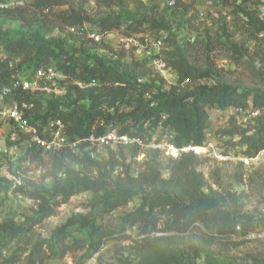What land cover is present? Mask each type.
<instances>
[{"label":"trees","instance_id":"trees-1","mask_svg":"<svg viewBox=\"0 0 264 264\" xmlns=\"http://www.w3.org/2000/svg\"><path fill=\"white\" fill-rule=\"evenodd\" d=\"M89 1L98 7L96 12L87 7ZM129 1L30 0L24 7L0 9V49L21 56L20 68L25 73L54 65L64 76L57 79L62 94L27 97L28 101L35 102L33 121L45 122L48 116L60 115L67 124V135L73 140L91 134L101 135L115 128L121 135L148 144L152 133L161 128L175 135V144L179 148L189 145L203 147L211 127V109L227 112L237 107H251L261 114L246 125L238 123L233 115L239 125L233 122L221 134L240 136L242 154L247 158H255L264 151V90L243 89L225 81L197 84L192 88L185 85L192 80H208L211 73L209 68L197 70L188 66L183 59V49L178 45L171 52L172 58L167 60L178 72L176 84L163 89L153 81L140 82L133 70L123 66L109 40L104 38L97 42L88 38L86 33L81 37L68 30L70 26L87 25L89 31L104 37L108 33L131 37L148 29L170 34L176 17L177 27L189 21L185 14L189 5L197 0L179 2L174 8L155 2L143 5L132 1L137 5L134 10L129 9ZM262 1L219 0L245 16L254 37L264 33V18L257 14ZM13 23L19 24L20 29L4 28ZM55 31L58 36H51ZM10 73L7 60L0 58V87ZM143 75L146 73L142 70L140 76ZM252 122L256 123L255 126L247 128ZM145 148L138 143L97 148L85 141L77 150L56 152L49 156L51 165L43 174L52 181L50 188L38 185L33 192L15 184V191L38 202L36 211L21 223L13 219L0 223V230L14 239L55 214L56 208L67 203L72 196L86 191L94 193L92 206L101 215L124 207L135 196H141L140 205L124 217L128 225L119 230L123 234L127 227L139 229V238L133 246L138 257H154L184 241L190 245L193 257L198 258L217 239L247 236L264 230V214L255 216L241 210H227L218 198L204 192L202 182L194 175L193 165L199 156L193 152L174 158L175 165L169 178H164L154 165L139 177L123 171L115 172L120 165L114 160L117 153L123 155L129 150L133 156H138ZM101 149L107 150V160L100 158ZM149 150L162 155L158 150ZM43 157L46 156L40 149L27 147L21 160L30 164ZM14 175L20 174L14 172ZM5 184L10 186L13 183L0 176V192ZM75 225L87 230L84 239H69L68 229ZM114 233L98 224L95 217L73 216L54 231L50 240L34 246L28 264L41 261V249L54 251L58 243L63 253L86 249L85 256H92L114 237ZM14 259L13 255L8 260ZM180 263L177 261L176 264ZM185 263L194 264L193 261Z\"/></svg>","mask_w":264,"mask_h":264},{"label":"rangeland","instance_id":"rangeland-1","mask_svg":"<svg viewBox=\"0 0 264 264\" xmlns=\"http://www.w3.org/2000/svg\"><path fill=\"white\" fill-rule=\"evenodd\" d=\"M262 2L257 7L260 18H264ZM128 6L134 10L137 5L129 1ZM87 7L93 12L98 10L92 1L87 2ZM182 12L183 7L180 15ZM185 15L189 21L177 27L176 17L170 34L149 29L131 37L112 33L109 42L123 66L133 70L140 82L153 81L163 89L176 84L178 72L173 70L167 60L172 58L171 52L178 45L183 49V59L188 66L197 70L209 68L211 73L208 80H192L185 82V85L192 88L197 84L225 81L243 89L264 90V33L254 37L245 16L219 1L208 3L207 0H197L189 5ZM4 28L17 30L20 26L13 23L6 24ZM51 36H58V32H53ZM155 58L163 59L171 70L165 73L159 71L153 62ZM142 70L146 75L140 76ZM232 117L233 110H210L211 127L207 131V143L203 146L205 151L198 155L199 159L193 165L194 175L202 182L204 192L218 198L225 209L260 216L264 214V151L255 158H247L242 154L240 136L221 134L234 124ZM255 124L252 122L247 128ZM7 137L3 132L0 140V176L8 178L13 184L1 187L0 223L11 219L21 223L36 211L38 202L27 195L20 199L16 194L19 191L14 190L15 184L23 185L26 190L33 192L38 185L40 188H50L52 181L44 178L43 174L48 172L51 158L46 156L28 164L21 160L24 155L21 145ZM99 152L102 160L108 159L107 150L101 149ZM114 160L120 164L115 172L123 171L134 177H139L154 165L164 178H169L175 165L173 157L156 155L148 148L138 156L125 150L123 155L117 153ZM14 172L20 175H14ZM93 194L92 191H86L72 196L67 203L56 208L55 214L14 239L0 230V246L9 250V258L15 256L14 261L6 259L8 256L0 257V264H28L34 246L50 240L58 227L76 215L95 217L98 224H102L110 233L115 232L114 237L108 239L99 252L89 257L85 256L86 249L63 253L59 243L54 251L43 248L40 251L41 261L36 264H176L177 261H181L180 264L185 261H193L194 264H264V230H258L255 237L217 239L198 258L193 257L190 245L184 241L154 257H138L133 246L139 238V229L136 226L127 227L123 234L119 230L128 225L124 217L140 205L141 196H135L124 207L101 215L92 206ZM68 234L69 239H84L87 230L75 225L68 229Z\"/></svg>","mask_w":264,"mask_h":264},{"label":"built area","instance_id":"built-area-1","mask_svg":"<svg viewBox=\"0 0 264 264\" xmlns=\"http://www.w3.org/2000/svg\"><path fill=\"white\" fill-rule=\"evenodd\" d=\"M28 1L30 0H0V9L24 7ZM131 1L143 5L155 2L161 6L174 8L179 2H185L186 0ZM207 1L208 3H212L219 0ZM68 30L81 37H84V33H86L88 38L94 39L97 42H101L104 38L109 40L112 36V33H108L104 37L95 31H89L87 25L70 26ZM0 58L7 60V64L11 69L7 80L0 87V140L4 132L8 136L7 138L19 143L23 149L36 147L45 156H51L63 150H77L82 142L85 141L97 148H115L119 145L127 146L138 143L142 147L158 150L162 154L173 158H178L186 152L200 154L197 152L196 146L193 145L182 148L177 147L175 135L161 128L152 133L150 143L148 144H142L139 139L131 138L126 134L121 135L115 128H111L101 135L91 134L84 139H70L67 135V124L60 115L48 116L45 122L41 120L33 121L35 102L27 100V97L36 98L63 93V89L59 87L57 79L64 76L58 68L54 65L41 66L33 73H25L20 68L22 64L21 56L9 54L0 49ZM153 62L158 70L163 73L171 70L161 58H155ZM79 84L82 85L81 83ZM92 84L94 85L95 82ZM258 114L259 111L251 107H237L233 109L234 117L243 125L250 123ZM16 194L20 199H24L21 192H17ZM256 235V232H251L247 236L255 237ZM8 253L9 250L6 247L0 246L1 258L8 256Z\"/></svg>","mask_w":264,"mask_h":264},{"label":"bare ground","instance_id":"bare-ground-1","mask_svg":"<svg viewBox=\"0 0 264 264\" xmlns=\"http://www.w3.org/2000/svg\"><path fill=\"white\" fill-rule=\"evenodd\" d=\"M196 150H197V152H199V153H201V152H203V151H205V148L204 147H202V146H196Z\"/></svg>","mask_w":264,"mask_h":264},{"label":"crops","instance_id":"crops-1","mask_svg":"<svg viewBox=\"0 0 264 264\" xmlns=\"http://www.w3.org/2000/svg\"><path fill=\"white\" fill-rule=\"evenodd\" d=\"M2 165V164H1Z\"/></svg>","mask_w":264,"mask_h":264}]
</instances>
